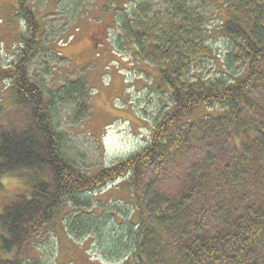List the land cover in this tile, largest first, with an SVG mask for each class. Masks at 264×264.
Segmentation results:
<instances>
[{"label":"trees","instance_id":"obj_1","mask_svg":"<svg viewBox=\"0 0 264 264\" xmlns=\"http://www.w3.org/2000/svg\"><path fill=\"white\" fill-rule=\"evenodd\" d=\"M18 1V15L34 32L31 39L21 36L25 47L13 87L29 99L30 118L22 128L0 130V177L30 172L32 188L30 197L2 214L8 229L0 236V264H22L26 253L12 249H25L30 229L126 176L142 212L125 264H264V0L108 5L119 38L158 69L155 83L165 87L171 112L156 123L145 147L94 175L65 156L43 88L21 68L40 45L35 12L27 0ZM216 38L227 39L224 57ZM64 88L69 99L88 96L83 81ZM86 106L80 105V116L89 114ZM201 106L221 113L190 122ZM186 158V174L170 182L166 168Z\"/></svg>","mask_w":264,"mask_h":264},{"label":"rangeland","instance_id":"obj_2","mask_svg":"<svg viewBox=\"0 0 264 264\" xmlns=\"http://www.w3.org/2000/svg\"><path fill=\"white\" fill-rule=\"evenodd\" d=\"M27 1L38 20L34 39L40 46L22 59L21 68L42 86L55 129L64 140L65 156L94 175L140 151L149 143L156 123L171 110L166 108L170 103L165 87L155 83L159 71L154 63L142 61L138 47L124 42L120 30L112 28L116 15L108 5L116 1L123 5L128 0ZM132 1L137 5L148 1L149 8L159 3ZM132 6L128 4L129 9ZM18 7V0H0V130L22 128L30 118L29 99L16 95L13 87L17 61L25 47L21 36L25 33L31 39L34 32L18 15ZM212 41L218 45V56H226L227 39ZM76 81L84 82L88 96H62L65 84ZM84 104L89 114L80 116L79 107ZM214 111L221 113L201 106L188 119L194 122ZM189 158L169 164L170 182L186 174ZM116 179L87 194L83 205L58 209L37 231L30 229L25 249H12L17 255L26 253L22 264H125L142 210L129 176ZM31 188L30 172L9 171L0 177V236L8 229L3 212L30 197Z\"/></svg>","mask_w":264,"mask_h":264}]
</instances>
